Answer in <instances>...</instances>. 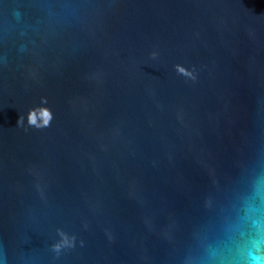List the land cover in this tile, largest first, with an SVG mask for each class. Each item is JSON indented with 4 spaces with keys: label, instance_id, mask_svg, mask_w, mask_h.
I'll use <instances>...</instances> for the list:
<instances>
[{
    "label": "water",
    "instance_id": "water-1",
    "mask_svg": "<svg viewBox=\"0 0 264 264\" xmlns=\"http://www.w3.org/2000/svg\"><path fill=\"white\" fill-rule=\"evenodd\" d=\"M261 178L264 0H0V264H264Z\"/></svg>",
    "mask_w": 264,
    "mask_h": 264
},
{
    "label": "clouds",
    "instance_id": "clouds-1",
    "mask_svg": "<svg viewBox=\"0 0 264 264\" xmlns=\"http://www.w3.org/2000/svg\"><path fill=\"white\" fill-rule=\"evenodd\" d=\"M177 68L182 74L195 79V76L191 72L179 66ZM46 104L47 99L42 98L41 106L29 109L27 113V124L29 126L39 129L50 125L53 115L48 107L43 106ZM23 123L24 116L21 115L17 121V125L20 126ZM224 233L226 241L234 244L238 253H242L248 245L256 246L264 244V178L257 181L253 192L248 201L242 205L236 219L225 225ZM257 236H260L261 239L257 240ZM215 255L216 252L213 251V256ZM248 264H261V261L253 258Z\"/></svg>",
    "mask_w": 264,
    "mask_h": 264
}]
</instances>
